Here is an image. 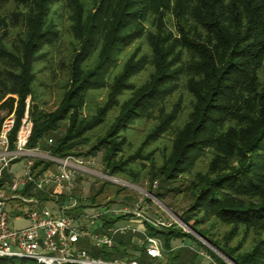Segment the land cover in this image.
I'll list each match as a JSON object with an SVG mask.
<instances>
[{
    "label": "trees",
    "instance_id": "16d2710c",
    "mask_svg": "<svg viewBox=\"0 0 264 264\" xmlns=\"http://www.w3.org/2000/svg\"><path fill=\"white\" fill-rule=\"evenodd\" d=\"M28 105L29 148L101 155L107 175L147 181L167 205L183 194L195 233L236 264H264V0H0V128L15 111L13 146ZM126 193L104 182L79 209ZM105 216L101 229L123 220ZM146 229L163 242L158 264H203L199 251L228 264L178 224ZM89 253L153 261L131 234Z\"/></svg>",
    "mask_w": 264,
    "mask_h": 264
},
{
    "label": "built area",
    "instance_id": "2783aa9c",
    "mask_svg": "<svg viewBox=\"0 0 264 264\" xmlns=\"http://www.w3.org/2000/svg\"><path fill=\"white\" fill-rule=\"evenodd\" d=\"M16 125L17 116L12 113L5 117L0 128V258H23L35 264H142L138 259L105 260L77 250L83 241L98 249L109 248L118 237L129 234L151 259L163 258L162 240L149 236L146 226L171 228L177 224L176 219L149 215L148 203L142 199L130 208L122 207L112 212L115 219L122 218L124 223L101 229L102 217L110 212V207L95 208L93 216L87 209H79L82 203L73 197L77 181L85 176L113 182L117 179L103 172L95 157L59 158L41 147L29 148L33 128L29 108L13 146ZM39 160L52 163V167L36 175L34 171ZM18 162H22V177L12 173L13 165ZM7 174H11V181L6 179ZM12 190L27 192L30 196ZM10 204L11 211L15 208L19 211L14 223L26 222V226H11ZM99 222L102 223L97 226ZM199 254L206 264H216L207 252L199 251Z\"/></svg>",
    "mask_w": 264,
    "mask_h": 264
},
{
    "label": "rangeland",
    "instance_id": "374dc122",
    "mask_svg": "<svg viewBox=\"0 0 264 264\" xmlns=\"http://www.w3.org/2000/svg\"><path fill=\"white\" fill-rule=\"evenodd\" d=\"M28 108L29 107H27V110H28ZM13 113H15V111ZM3 116L6 117L7 114L4 113ZM96 159L99 161V163L101 164V166L103 168L101 155H98V157H96ZM12 173L15 175H18L20 177L23 176L22 162H18V163L13 165ZM6 179L11 181V174H7ZM116 179L121 181L122 183L119 184V183H115L113 181H109L106 179H100V178H94L91 176L82 177L77 181V188L73 194V197L76 198L80 203L86 204L87 203L86 199L90 198V196L92 195L93 188L98 187L99 185H101L104 182L111 183L114 186L119 187V188H126L127 189L126 194L128 196H130L131 200H127L123 196L120 199H118L115 204H112L110 206V212L108 214H106V216H105V218L107 220L115 219L112 212L118 211L122 207H129L130 208L133 205H135L136 203H138L139 200H142V199L146 203L147 202L146 197L150 198L153 201V204L148 203V214L152 215V216H165V217H172V218L176 219L175 218L176 215L180 217L186 211V209L189 206V201L186 199L185 195L179 194L176 196L175 193L169 194L166 198L167 203H168V205L170 204L174 207V209L176 211V213H175L174 210L171 209L167 204H165L163 202H159L156 198H154V197H156L154 194H153L154 197H151L150 195H148V193H149L148 191H149L150 187H149V183L147 181L143 180L139 185H135V184H132V183H130L126 180H123V179H119V178H116ZM159 187H160V185L158 183H156L155 185H153V190L155 192H158ZM13 192L16 194H20V195L30 196L27 192H20V191L18 192L16 190ZM61 200H62V202H65V197H62ZM11 207L12 206L10 204L9 210H10V216H11V219H10L11 226L14 228L24 227L23 224L18 225L16 223H14V218L18 214L19 211L16 208L11 211ZM88 214L90 216H93L95 214V210L94 209H88ZM101 223L102 222H99L97 224V226L101 225ZM176 223L179 226H181L178 222H176ZM97 226L94 227V229H96ZM176 244H177V246L181 245L180 242H177ZM186 245L187 246H193L190 242H186ZM94 249H98V248L95 247L94 245H91L90 243H87L84 241L81 242L77 248L78 251H87V252L93 251ZM28 261H29L28 264H35V262H33V261H30V260H28ZM146 264H158V263L155 262L154 260L153 261L149 260ZM203 264H206L205 260H204Z\"/></svg>",
    "mask_w": 264,
    "mask_h": 264
},
{
    "label": "water",
    "instance_id": "95a60500",
    "mask_svg": "<svg viewBox=\"0 0 264 264\" xmlns=\"http://www.w3.org/2000/svg\"><path fill=\"white\" fill-rule=\"evenodd\" d=\"M148 193V192H147ZM148 195H150L151 197H154L153 194L148 193ZM157 199V197H154ZM158 200V199H157ZM159 201V200H158ZM161 202V201H159ZM104 212L107 211V209L103 210ZM174 214V213H173ZM175 215V214H174ZM176 220L177 222L187 231L190 232L192 234H194L200 241H202L204 244H206L209 248H211L218 256H220L221 258H223L228 264H236L235 262H233L230 258H228L226 255H224L220 250H218L217 248H215L214 246H212L211 244H209L205 239H203L202 237H200L197 233H195L189 226H187L185 224V222L181 219V217L176 215Z\"/></svg>",
    "mask_w": 264,
    "mask_h": 264
},
{
    "label": "crops",
    "instance_id": "0c3cea01",
    "mask_svg": "<svg viewBox=\"0 0 264 264\" xmlns=\"http://www.w3.org/2000/svg\"><path fill=\"white\" fill-rule=\"evenodd\" d=\"M88 210V209H87ZM119 223H124V221L122 220V221H120ZM24 225V226H26L27 225V223L26 222H22V223H18V225Z\"/></svg>",
    "mask_w": 264,
    "mask_h": 264
},
{
    "label": "bare ground",
    "instance_id": "6f19581e",
    "mask_svg": "<svg viewBox=\"0 0 264 264\" xmlns=\"http://www.w3.org/2000/svg\"><path fill=\"white\" fill-rule=\"evenodd\" d=\"M116 183H119V184H121L122 182L121 181H119V180H114Z\"/></svg>",
    "mask_w": 264,
    "mask_h": 264
}]
</instances>
